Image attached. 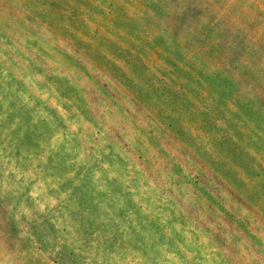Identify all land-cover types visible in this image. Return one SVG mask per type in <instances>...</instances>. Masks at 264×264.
Returning a JSON list of instances; mask_svg holds the SVG:
<instances>
[{
	"label": "rangeland",
	"instance_id": "374dc122",
	"mask_svg": "<svg viewBox=\"0 0 264 264\" xmlns=\"http://www.w3.org/2000/svg\"><path fill=\"white\" fill-rule=\"evenodd\" d=\"M129 256L264 264V0H0V264Z\"/></svg>",
	"mask_w": 264,
	"mask_h": 264
},
{
	"label": "clouds",
	"instance_id": "9594fccd",
	"mask_svg": "<svg viewBox=\"0 0 264 264\" xmlns=\"http://www.w3.org/2000/svg\"><path fill=\"white\" fill-rule=\"evenodd\" d=\"M32 87L36 91V96H37V98L39 100L48 101L49 103L53 104L61 112V115H63V110L60 108L59 105H57L55 103L54 100H51L49 98V96H48V94L46 92H41V91L35 89V85L34 84L32 85ZM24 100L27 103H29V106H32L35 103V100H29L27 95L24 96ZM42 115H43V113H42ZM55 139H58V137L55 138ZM80 162H83L82 161V157L80 159ZM104 167L107 168V165H104ZM23 175H24L23 186H20V185L13 186V187L17 188L18 191H22L23 187L28 185L29 179H33V180L36 179V177L34 175H32L31 172L24 173ZM69 175H71V173ZM99 175H100V173L97 172L96 176L99 177ZM19 179H20V174L17 175V180H19ZM28 196L31 198V200L33 201V203L36 206L37 210H39L40 212H44L46 210V206L48 208H51L52 206H54L57 203V201L55 199H53L52 197L47 195V190H46V188L44 186V183L42 181H37L36 184L32 185V189L28 193ZM32 212H33V210L28 208V207H25V205H24V203L22 201L20 206H19V208H18V210H17L16 218L19 219L20 218V214H23V215L27 216L29 219H32L33 218L32 217ZM121 264H136V262L133 261L132 258L129 256V257H126L121 262Z\"/></svg>",
	"mask_w": 264,
	"mask_h": 264
},
{
	"label": "trees",
	"instance_id": "16d2710c",
	"mask_svg": "<svg viewBox=\"0 0 264 264\" xmlns=\"http://www.w3.org/2000/svg\"><path fill=\"white\" fill-rule=\"evenodd\" d=\"M236 148H237V145H238V142L236 140ZM239 148L235 149V151L237 152ZM246 151V148L245 147H241V151H238V152H245ZM247 152V151H246Z\"/></svg>",
	"mask_w": 264,
	"mask_h": 264
}]
</instances>
